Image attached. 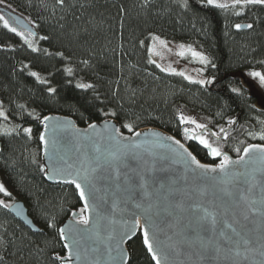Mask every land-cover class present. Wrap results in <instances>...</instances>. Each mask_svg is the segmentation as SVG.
<instances>
[{
	"label": "trees",
	"instance_id": "16d2710c",
	"mask_svg": "<svg viewBox=\"0 0 264 264\" xmlns=\"http://www.w3.org/2000/svg\"><path fill=\"white\" fill-rule=\"evenodd\" d=\"M5 10L34 22L32 39L39 50L28 48L0 22V101L5 112L0 119L17 128L0 133V182L23 200L39 230L27 228L0 205V264H61L55 257H64L66 250L59 226L83 208L74 185L49 183L41 170L39 137L46 114L69 116L80 127L113 119L125 134L157 127L213 165L223 157L212 159L195 140L185 138L183 129L194 125L181 124L180 113L206 124L213 146L232 157L249 144H264L249 135L261 111L241 77L244 70L264 69V5L241 11L205 6L200 0H188L186 9L176 0H150L147 6L144 0H64L63 5L57 0H4L0 14L10 19ZM236 24L253 28L237 29ZM153 35L202 51L210 61L202 73L212 82L201 85L151 63L147 44ZM60 52L63 56L56 55ZM32 71L48 83L29 75ZM78 83L93 87L81 89ZM49 87L56 91L49 93ZM237 117L236 125L227 129ZM126 123L132 124L131 131ZM220 127L228 132L227 139L210 135L209 129L218 133ZM127 250V264H154L140 233L128 241Z\"/></svg>",
	"mask_w": 264,
	"mask_h": 264
},
{
	"label": "water",
	"instance_id": "95a60500",
	"mask_svg": "<svg viewBox=\"0 0 264 264\" xmlns=\"http://www.w3.org/2000/svg\"><path fill=\"white\" fill-rule=\"evenodd\" d=\"M5 13L21 29L28 27L36 33L23 16L10 10H5ZM45 116L51 119L44 121ZM45 116L41 119V133L44 134L47 143L40 140V161L46 181L64 184L75 176L77 170L97 169L93 174L96 198L91 202L95 206L84 212V215L89 217V224H78L79 212H73L59 226L65 229L69 237L67 241L61 239L63 246L70 243L73 238L80 239L76 235L77 231L83 235L78 247L80 258L77 259V247L74 245L71 256L65 248L66 255L63 257L65 262L127 264L128 241L138 233L143 240L144 225L137 228L134 234L127 230L135 216H140L141 210L135 208V203H141L146 207L147 203L151 202L154 207L149 213L150 220L147 226L151 228L155 224L162 229L160 239L164 245L169 243L178 245L175 252H170L168 264H264V255L260 254L259 243L264 237V221L258 215H249L248 220L243 219L248 204L256 201V206L259 207V201L264 196L261 184L264 181V165L260 162L249 163L247 166L230 164L228 166L230 172H238L241 175L232 178L231 182L225 185L218 183L219 177L223 175L219 169L214 173H206L203 170L194 172L195 166H189L184 149L194 154L181 140L183 148L176 145L174 140L166 139L173 137L179 140L163 129L148 126L131 134L119 130V143H116L111 137L116 135L115 130L119 127L113 119L89 123L96 125L93 129L88 127L89 124L84 127L77 126L69 116L55 113ZM238 120L239 117L227 129H232ZM222 136L223 134L220 135ZM196 142L204 148L198 141ZM204 149L208 152V149ZM111 152H117L120 159L113 161L109 155ZM227 155L233 161L238 158ZM242 155L243 152L239 156ZM217 158L220 157H212ZM245 160H248L247 156ZM200 163L213 165L201 161ZM116 166L120 170L119 178L113 171ZM54 169L58 171L54 172ZM68 172H72L73 177H68ZM142 177L147 181V191L152 193L150 201L143 197V190L139 187ZM212 177H217V181ZM253 177L255 184L248 191L253 183ZM84 187L87 189L88 185L85 184ZM241 193L249 198L247 202L239 199ZM80 201L84 206V201ZM113 201L118 203L115 211L111 207ZM196 205L200 207L197 208ZM204 208L216 216L215 232L212 231L209 221L199 219L204 215L202 211ZM7 210L27 228L39 230L29 217L28 208L23 200H15ZM98 211L104 216V219L99 221ZM140 218L143 219L142 216ZM224 222L231 223L238 231L247 232L256 242L253 245L256 250L245 254L241 249V255H235L233 245L219 234ZM97 230L100 232L99 238L95 236ZM224 231L232 235L230 229L224 228ZM208 238H212L214 244H208ZM121 240L123 242L118 248L117 244ZM216 245L221 248L219 253L213 250ZM121 251L126 254V260L121 258ZM148 254L151 257V254ZM153 263L155 264V261Z\"/></svg>",
	"mask_w": 264,
	"mask_h": 264
},
{
	"label": "snow or ice",
	"instance_id": "6c2138e0",
	"mask_svg": "<svg viewBox=\"0 0 264 264\" xmlns=\"http://www.w3.org/2000/svg\"><path fill=\"white\" fill-rule=\"evenodd\" d=\"M200 2L204 4L205 6H214L215 8L224 9V10L228 9L230 6L232 8L240 7L241 11H243V8L247 6L264 5V0H231V5H229L228 3H219L218 0H200ZM2 3H4V0H0V4ZM57 3L60 5H63L64 0H57ZM149 3H150V0H144L145 6H147ZM176 3L185 9L188 8V0H176ZM236 14L239 15L240 13L237 12ZM0 22H2L3 28L7 29L11 33H14L16 36L20 37L23 40V43L26 44L28 48L32 49L33 51L39 50L34 47L32 38L36 36V33L32 29L28 27H24L23 30H18L17 27H14L12 26V24H10L9 19H6L3 14H0ZM29 23H34V22L29 21ZM242 27H247L251 29L253 28V24H247V25L236 24L235 25V28L237 29H240ZM40 38L44 40L48 39V37L46 36H42ZM152 40L158 41L160 45L167 47V42L165 40H162L159 36H152ZM141 44H143V41H141ZM178 47L180 49V51L178 52V55L180 57H184L186 52H188L191 54L193 58L199 59V61L202 64L210 63L208 57L204 55V53L195 50L191 45L185 46L184 44H180ZM148 51L154 52L155 49L154 47H149ZM156 54H159V53H156ZM56 55L63 56V53L62 52L56 53ZM150 62L155 63V61H152V60H150ZM84 63L87 64L88 62L84 61ZM23 67L26 68L27 65H23ZM157 67H160V65H157ZM212 67H215V65L213 64ZM66 71L71 75L72 73L71 68L66 69ZM162 71L175 73L176 69L171 68V67H165V68H162ZM177 74L184 76L185 79L189 81L193 80L191 76H186L184 72H179ZM29 75L36 77V79L40 81L41 83H48V81L43 80L37 72L32 71L29 73ZM250 75L253 77H258L260 83L264 85V74L254 71V72H251ZM211 82H212L211 80H204V79L195 81V83H198L201 85L211 83ZM76 86L81 89H89L93 87L92 84H88V83H78ZM55 91H56L55 88H52V87L48 88L49 93H54ZM232 91L236 92L237 89L234 88L232 89ZM0 105H2V101H0ZM111 114L116 115L115 112H112ZM4 116H5V112L2 110V108H0V117H4ZM49 119H51V117L45 116L43 118L44 121H47ZM179 122L181 124L194 125V128L190 129V128L185 127L183 129V135L185 136V138L198 141L200 145H203L204 148L208 149L209 155L213 157H221V156L223 157L220 160V162L215 165L201 164L200 161L197 160L196 156L188 152L187 149H184V153L187 156V162L189 166L191 165L195 166L193 168L194 172L196 170H203L206 173H214L217 171V169H219L223 175L219 177L218 183L226 185L231 182L232 178L241 175V173H238V172H234V171L230 172L229 167H228L230 164H233V165L243 164L247 166V164L249 163L255 164L258 161L262 165H264V144H249L247 147L243 148L244 155L238 156V158L235 161H233L226 153L221 151L219 146H213V143H211L210 140L207 138V125L206 124L198 123L195 119H193L192 117L185 116L183 113L179 114ZM229 123H235V121L230 120ZM88 127L94 129L96 125L89 124ZM124 127L128 128L130 131L132 130V124L130 123L124 124ZM196 129L202 130L201 133H198ZM12 131H14V129H8L5 131L4 134L8 135ZM23 131L25 133H31L32 129L24 128ZM115 132H116V135H113L111 139L115 140L116 143H119V138H118L120 135L119 129H116ZM221 134H223V138L225 139L228 138V132L223 127H220V130L218 133H215V132L211 133V135L217 136V137H220ZM137 135H139V133ZM152 135H158V134L152 133ZM249 135H254V133L250 132ZM259 135H260V138L264 140V132H261ZM39 139L47 143L43 133L40 134ZM166 139L174 140V143L176 145H178L180 148H183V145L181 144L180 140H176L173 137H167ZM133 147H139V145H133ZM97 151H99V149H97ZM236 151L240 152L241 150L237 148ZM109 155L113 161H117L120 159L117 152H111L109 153ZM246 156L248 157L247 161L245 160ZM41 170H43V168ZM53 171L57 172L58 170L54 169ZM96 171H97L96 168H91V169L84 168L82 170H77L74 177H73L72 172L67 173L68 177H73V178L67 180L66 182L75 186V190L78 192L79 199L84 201V206L80 210V213L78 216V220H77L78 224H83V225L89 224V217L84 215V212L90 207L95 206L91 202L94 201L96 198L95 197L96 189H95L94 176H93V174ZM113 171L116 177L119 178L120 176L119 167L118 166L114 167ZM253 171L255 170L253 169ZM49 178L51 179L52 177L50 176ZM212 179L214 181H217V177H212ZM141 180H142V183L139 185V187L143 190V197L150 201L152 197V193L147 191V181L144 180L143 177L141 178ZM85 184L88 185L87 189L84 187ZM254 184H255V180L253 177V183L250 185L248 191L251 190V187L254 186ZM261 184H262V190H264V181H262ZM0 192L5 193L6 195H11L10 193L7 192V190L5 189V186L2 183H0ZM228 194L231 195V193H228ZM239 199L247 202L249 198L244 193H241ZM256 204H257L256 201H251L248 204L247 211L243 213L244 220H248L249 215H254V216L258 215L261 218V220L264 221V196H262V198L259 201V207H257ZM0 205H3L5 208L11 207V205L5 204L3 200H0ZM111 207H112V210L115 211L118 207L117 201H113ZM153 207L154 205L151 202L147 203L146 207H144L141 203H135V208L141 210L140 216H135V213H133L135 218L132 220L127 230L128 232H132L134 234L137 228H140L142 225H144V227H142L143 244L144 246H146L147 252L151 254V258L153 261H155V264H168V256L170 252H175L177 250L178 245L172 244V243L164 245L160 239L162 229H160L155 224H153L151 228L147 226L150 220L149 213L153 209ZM195 207L199 208L200 206L196 205ZM202 211L204 215L201 216L199 219L201 221H209L210 224L212 225V231L215 232L217 230L216 229L217 219H216L215 214L209 212L207 208L202 209ZM73 215L75 216L76 214L74 213ZM97 216H98V221L104 219V216L99 211L97 212ZM141 216L143 217V219L140 218ZM111 222L114 223L115 221H111ZM48 226L51 228H55V223L50 222ZM224 228L230 229L232 235H229L228 232L224 231ZM219 234L224 240L230 242L233 245L232 250L235 252V255L237 256L241 255V249H243V252L245 254L256 250L253 247L254 243L256 242L251 238V236L247 232L238 231L237 228L233 227L231 223L224 222V226L223 228L219 230ZM58 235L62 240L67 241L69 239L64 228L58 229ZM76 235H78L80 239H83V235L79 233L78 231ZM95 236L99 238L100 236L99 230L96 231ZM80 239L73 238L70 243L64 244V248L68 249L69 256H71L72 247L75 245L77 247V252H76L77 259L80 258V253L78 250ZM170 239L171 238H169V240ZM122 242L123 240L118 242L117 244L118 248L120 247V243ZM207 243L214 244V241L212 240V238H208ZM259 243H260V254L264 255V237L260 239ZM213 250L219 253L221 251V248L219 247V245H216ZM120 255L123 260L127 259L126 254H124L122 251ZM55 258L61 261V264H68V262L64 261L63 257L59 256V254H57Z\"/></svg>",
	"mask_w": 264,
	"mask_h": 264
},
{
	"label": "rangeland",
	"instance_id": "374dc122",
	"mask_svg": "<svg viewBox=\"0 0 264 264\" xmlns=\"http://www.w3.org/2000/svg\"><path fill=\"white\" fill-rule=\"evenodd\" d=\"M219 3H228L231 5V0H218ZM13 10V9H11ZM17 13V12H16ZM6 18V17H5ZM26 20L31 21L28 17H24ZM7 19V18H6ZM12 26L14 25L12 21H10ZM33 27V23H30ZM158 36V35H153ZM160 37V36H159ZM162 40L167 42V47H164L159 44L158 41H153L152 36L147 44V47H154V52H149L157 65H160V69L165 67H171L176 69V74L179 72H184L186 76H191L193 78L192 81H197L200 79L207 80V78L202 73V66L203 64L197 58H193L190 53L186 52L184 57H180L178 52L180 51L179 45L184 44L185 46L191 45L190 43H182L176 42L171 40H166L160 37ZM195 50L200 51L199 49L195 48L191 45ZM159 53V54H156ZM203 53V52H202ZM205 55V54H204ZM260 72L264 74V69H247L241 73V77L245 79L246 85L244 87L252 94V96L256 99L254 102V106L258 110H260V114L253 118V123L255 125V129L252 131L254 135H250L251 138L258 139L260 141H264L260 138V133L264 132V85H262L259 81L258 77H253L250 75L251 72ZM172 73V72H167ZM243 81V80H242ZM0 108L3 107L0 105ZM4 111V110H3ZM5 118V116H4ZM8 129H14L15 132L17 128L14 127L12 124L5 121V119H0V133H5ZM198 133H201L202 130L196 129ZM209 131V130H208ZM213 133L212 131L210 132ZM213 137V135H211ZM197 143V142H196ZM200 161V160H199ZM205 163V162H204ZM5 186V189L11 195H6L5 193L0 192V200H3L5 204L11 205L15 200L20 199L19 196L4 182H0Z\"/></svg>",
	"mask_w": 264,
	"mask_h": 264
},
{
	"label": "bare ground",
	"instance_id": "6f19581e",
	"mask_svg": "<svg viewBox=\"0 0 264 264\" xmlns=\"http://www.w3.org/2000/svg\"><path fill=\"white\" fill-rule=\"evenodd\" d=\"M9 20H11V19H9ZM18 200V199H17Z\"/></svg>",
	"mask_w": 264,
	"mask_h": 264
}]
</instances>
